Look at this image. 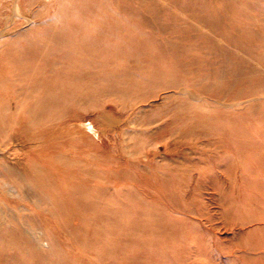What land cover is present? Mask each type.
Returning a JSON list of instances; mask_svg holds the SVG:
<instances>
[{"label": "rangeland", "instance_id": "374dc122", "mask_svg": "<svg viewBox=\"0 0 264 264\" xmlns=\"http://www.w3.org/2000/svg\"><path fill=\"white\" fill-rule=\"evenodd\" d=\"M0 264H264V0H0Z\"/></svg>", "mask_w": 264, "mask_h": 264}]
</instances>
